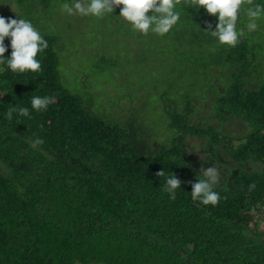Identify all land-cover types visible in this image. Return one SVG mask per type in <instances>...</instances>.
Wrapping results in <instances>:
<instances>
[{"label": "trees", "instance_id": "16d2710c", "mask_svg": "<svg viewBox=\"0 0 264 264\" xmlns=\"http://www.w3.org/2000/svg\"><path fill=\"white\" fill-rule=\"evenodd\" d=\"M181 11V22L162 38L186 52L180 72L207 96L161 94L165 137L145 121L147 107L117 120L64 87L60 38L51 33L43 34L48 48L37 56L39 73L0 65V264H264V47L258 31L246 32L235 48L218 46L203 32L215 29V16ZM56 15L52 22L63 16ZM115 15L119 8L105 17L112 28L125 22ZM67 22L59 25L67 30ZM5 45L8 57V38ZM35 95L53 102L33 111ZM15 104L30 115L9 119ZM231 121L246 125L242 136L228 134ZM35 138L44 143L31 147ZM188 140L199 142L202 159ZM229 161L237 167L222 171L214 188L219 203L193 202L201 167ZM171 173L181 181L175 200L163 191Z\"/></svg>", "mask_w": 264, "mask_h": 264}, {"label": "rangeland", "instance_id": "374dc122", "mask_svg": "<svg viewBox=\"0 0 264 264\" xmlns=\"http://www.w3.org/2000/svg\"><path fill=\"white\" fill-rule=\"evenodd\" d=\"M0 1L5 3L0 4V16L19 19L20 15L21 18L31 19L42 34L48 32L60 38L56 51L61 82L71 92L82 96L87 105L92 108L94 106L93 112L96 114L102 110L117 120L125 121L135 109L140 113L147 107L143 113L145 121L153 123L151 126L157 124L153 128H157L156 132L162 136L158 131H163L160 124L166 121L162 116L164 103L160 100L161 94L167 93L175 99H180L188 92L207 96L201 83L193 86V80L185 72L182 75L180 64L184 61L186 52L177 51V44L172 40L165 42L162 36L156 34L141 35L125 22L122 24L119 21L116 28H112L107 25L106 18L67 16L61 12V8L63 3L71 0ZM9 2L18 15L7 4ZM38 4L44 6L48 17L34 11L39 8L36 7ZM56 13L63 16L52 22V18L57 17ZM67 21H71L68 32L59 25H67ZM258 32L256 40L264 47V22ZM59 48L63 53L58 52ZM115 98L117 101L113 103H117V106L111 102ZM205 109L206 103L201 105L200 110ZM114 118H108L110 122H107L116 123ZM231 123L227 125L228 134L242 136L247 130L246 125L241 122ZM166 135L164 130L163 137ZM188 143L192 154L202 159L204 155L199 142L188 140ZM248 166L250 171L262 170L261 166ZM236 167L233 161L222 168L216 166L220 175L222 171L229 173Z\"/></svg>", "mask_w": 264, "mask_h": 264}, {"label": "clouds", "instance_id": "9594fccd", "mask_svg": "<svg viewBox=\"0 0 264 264\" xmlns=\"http://www.w3.org/2000/svg\"><path fill=\"white\" fill-rule=\"evenodd\" d=\"M7 4L11 6L10 2ZM117 8L119 15L115 16L127 22L134 32L145 36L169 34L181 22V9L203 8L218 21L214 30L203 32L214 38L218 46L227 48L237 47L246 32H257L262 27L261 22H264V3H255V0H183L182 4L180 0H71L63 3L61 12L68 16L104 19L114 15ZM18 17L19 19L0 16V65L12 73H39L42 65L37 56L45 52L48 42L31 19L21 18L20 15ZM241 17L244 18L245 28L239 26ZM208 27L211 29V25ZM6 38L9 39L11 48L8 57H5L9 50V46L5 45ZM2 71L3 68H0V72ZM52 102V97L47 95L31 96V110L45 111ZM13 112L25 117L30 115L29 108L16 104L7 112L9 119ZM43 143V139L35 138L31 147L36 148ZM163 175L164 171L157 174L158 177ZM219 178L220 173L216 167H201L197 182L191 185L192 201L205 206H216L221 199L220 194L214 190ZM254 188L255 184L249 186L250 191ZM177 189H181V181L171 173L165 179L163 191L168 193L169 199L175 200Z\"/></svg>", "mask_w": 264, "mask_h": 264}, {"label": "built area", "instance_id": "2783aa9c", "mask_svg": "<svg viewBox=\"0 0 264 264\" xmlns=\"http://www.w3.org/2000/svg\"><path fill=\"white\" fill-rule=\"evenodd\" d=\"M261 212H262V213H261V216H263V217H262V222L264 223V207L261 209Z\"/></svg>", "mask_w": 264, "mask_h": 264}]
</instances>
